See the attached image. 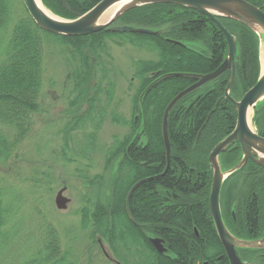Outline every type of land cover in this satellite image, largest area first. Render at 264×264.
<instances>
[{
    "label": "trees",
    "instance_id": "16d2710c",
    "mask_svg": "<svg viewBox=\"0 0 264 264\" xmlns=\"http://www.w3.org/2000/svg\"><path fill=\"white\" fill-rule=\"evenodd\" d=\"M18 1L22 5L20 0H0V127L4 129L0 130V169L5 171L4 166L11 163L16 149L32 133L35 117L44 112L41 98L46 82L44 44L53 41L65 55V81L70 82L73 94L68 102L66 114L70 120L63 129L64 135L81 130L86 124L96 131L111 105L113 111L108 118L126 128L121 138L114 139L105 160L106 167L117 168L110 198L107 202L96 200L90 216L87 208L81 210V226L90 228V239L112 245L158 236L170 256H158L146 245L147 264H154L156 259L159 264H196L197 261L228 264L208 212L212 176L208 156L235 127L233 102L239 101L258 79V36L239 23L216 18L236 44L235 76L229 99L224 97L230 79L227 71L173 105L167 119L168 162L161 127L163 113L179 93L223 63L227 43L217 25L193 10L156 4L129 10L111 25L153 34L103 30L86 36L62 37L39 29L23 6L25 15L17 16L14 4ZM100 1L40 0L52 15L64 20L78 18ZM244 1L264 13V0ZM198 46L201 49H196ZM114 48L148 55L144 60L130 63L132 80L137 86L132 94L129 120L116 113L117 103L113 102L116 69L111 51ZM83 104L86 111L79 114ZM252 127L264 138V99L256 104ZM240 158L238 145L232 144L220 155L219 162H227V167L232 168ZM6 169L7 173L11 172L10 165ZM101 178L96 176L93 180L99 183ZM28 181L34 192L44 190L49 184L33 177ZM137 183L125 207L126 196ZM224 185V205L229 208L234 204L237 219L235 225H228L231 234L242 240L264 238V168L248 162L228 176ZM14 201V193L0 185V251L5 246L1 244L5 241L4 232L12 217ZM112 215L121 219L124 237L117 235L111 239L115 230L111 229ZM45 229L33 254L8 264H79L80 253L60 245L51 227L45 225ZM124 249L127 246L117 250L123 253ZM93 250L88 248L86 253L92 257ZM100 253L98 256L102 257ZM238 253L242 260L249 262L253 255L257 264H264V250L240 249Z\"/></svg>",
    "mask_w": 264,
    "mask_h": 264
},
{
    "label": "rangeland",
    "instance_id": "374dc122",
    "mask_svg": "<svg viewBox=\"0 0 264 264\" xmlns=\"http://www.w3.org/2000/svg\"><path fill=\"white\" fill-rule=\"evenodd\" d=\"M14 11L17 16L25 15L19 1L15 2ZM259 40L260 71L264 38L260 37ZM44 45L43 69L46 82L41 96L44 112L35 117L32 133L16 149L8 164L11 172H6L8 165L4 166L5 171L0 169V185L10 189L15 197L12 217L4 232L5 241L1 244L5 246L0 251V264L18 263L33 254L37 245L41 244L45 225L54 230L60 245L64 248L71 247L76 253H80L79 264H109L103 256L98 255L100 248L108 254L112 250L110 244L103 242L99 245L90 239V228L83 229L81 226V210L87 208L90 216L96 200L107 202L110 198L117 168L112 165L106 167L105 160L114 139L121 138L126 133V128L113 124L109 119V114L113 111L111 105L105 111V120L97 126L96 131L93 126L86 124L81 130L64 135L63 129L70 120L66 113L68 102L73 98L72 86L65 81L67 68L63 50L53 41ZM196 49H201V46ZM131 50L114 48L111 51L113 68L116 69L113 102L117 103L116 113L125 120L130 118L132 94L137 86V82L132 80L130 63L132 60L148 58L145 53ZM86 108V104H83L78 113L85 112ZM0 130L4 131L2 127ZM90 135L92 139L89 138ZM96 176L102 177L99 183L93 180ZM29 177L44 182L47 180L49 184L44 190L34 192V187L28 181ZM63 187L66 188L64 196L69 203L66 210L58 211L54 198ZM110 222L111 229L115 228L111 234L113 240L117 235L123 234V225L121 219L114 218V215ZM119 244L120 241L113 246L116 249L113 250L114 253L122 246ZM125 246L132 253V259H138L140 245ZM88 248H94L92 257L86 253ZM128 261L126 262H131L129 259Z\"/></svg>",
    "mask_w": 264,
    "mask_h": 264
},
{
    "label": "water",
    "instance_id": "95a60500",
    "mask_svg": "<svg viewBox=\"0 0 264 264\" xmlns=\"http://www.w3.org/2000/svg\"><path fill=\"white\" fill-rule=\"evenodd\" d=\"M20 1L29 18L39 29L46 33L62 37L86 36L99 33L103 30L111 33L135 32L139 34H153L148 30H136L126 26L114 27L111 25L119 16L129 10L156 4H167L193 10L208 17L217 25L227 43V54L223 63L214 72L201 76L194 85L179 93L167 105L163 113L161 127L168 162L170 146L167 133V119L169 111L172 109L173 105L184 95L216 79L225 71L230 72V79L224 94L225 98H229V90L234 78L236 44L234 38L220 26L216 18L232 20L253 31L259 39L260 37L264 38V13L244 0H101L89 11L74 20H64L52 15L42 6L41 2L42 9L47 11L50 15H47L40 7H38L34 0ZM114 8H117L115 9V13L110 16L108 21L102 23L101 20L108 16ZM263 99L264 70L261 68L254 86L250 88L239 101L233 102V108L236 112L234 130L212 149L208 157L213 171L209 194V211L215 226L217 237L230 264H242L237 256V249L264 250V239L257 241H242L234 238L226 230L220 217L218 203L221 184L225 177L241 169L248 160L252 161L259 167H264V139L255 133L251 125V118L256 104ZM234 143H237L240 146L242 155L241 160L233 169L222 174L218 165V157L225 152L228 146ZM138 184L139 183L134 185L128 192L125 207H127L129 196ZM65 191L66 188L63 187L55 195L54 205L58 211L66 210L69 203V200L64 196ZM150 241L153 243L157 242L155 239H151ZM153 246L158 252H161L162 248L160 249L159 245Z\"/></svg>",
    "mask_w": 264,
    "mask_h": 264
},
{
    "label": "flooded vegetation",
    "instance_id": "af4514ba",
    "mask_svg": "<svg viewBox=\"0 0 264 264\" xmlns=\"http://www.w3.org/2000/svg\"><path fill=\"white\" fill-rule=\"evenodd\" d=\"M234 66H235V64H234ZM227 71H225L224 73H226ZM229 72V71H228ZM224 73H222V74H224ZM230 73V72H229ZM210 74V73H209ZM221 74V75H222ZM207 75V74H206ZM202 76H204V75H202ZM220 76V75H219ZM218 76V77H219ZM234 76H235V67H234ZM201 77V76H200ZM199 77V78H200ZM217 77V78H218ZM199 78L197 79V81L199 80ZM234 79V78H233ZM215 80V79H214ZM196 81V82H197ZM213 81V80H212ZM195 82V83H196ZM211 82V81H210ZM233 82V81H232ZM194 83V84H195ZM209 83V82H208ZM193 84V85H194ZM207 84V83H206ZM206 84H204V85H206ZM203 85V86H204ZM192 86V85H191ZM202 87V86H201ZM189 88V87H188ZM200 88V87H199ZM198 89V88H197ZM227 99V98H226ZM229 99V98H228ZM251 125H252V118H251ZM253 128V127H252ZM254 129V128H253ZM234 130V129H233ZM255 131V130H254ZM232 133V132H231ZM230 133V134H231ZM255 133H256V131H255ZM229 134V135H230ZM257 134V133H256ZM258 135V134H257ZM259 136V135H258ZM259 137H261V136H259ZM262 138V137H261ZM264 139V138H263ZM234 144H237V143H234ZM232 145V144H231ZM230 145V146H231ZM238 145V144H237ZM229 147V146H228ZM227 147V148H228ZM238 147H239V149H240V146L238 145ZM227 148H226V150H227ZM226 150H225V152H226ZM224 152V153H225ZM224 153H222V154H224ZM240 153H241V149H240ZM210 154V153H209ZM222 154H220V155H222ZM220 155H219V157H218V165H219V167H220V171H221V173L222 174H225V173H227L228 171H230L231 169H233L234 167H232L231 168V166L230 167H227V162H219V158H220ZM242 156V155H241ZM209 157V156H208ZM240 160H241V158H240ZM209 161V160H208ZM248 162H252V161H250V160H248L246 163H245V165L248 163ZM253 163V162H252ZM210 164V163H209ZM255 164V163H254ZM244 165V166H245ZM256 165V164H255ZM211 166V165H210ZM257 166V165H256ZM259 167V166H258ZM260 168H264V167H260ZM211 171H212V168H211ZM236 172V171H235ZM234 173V172H233ZM233 173H231V174H233ZM230 174V175H231ZM212 175H213V171H212ZM230 175H228V176H230ZM228 176L227 177H225L224 179H223V181H222V184H221V188H220V192H219V198H218V203H219V211H220V217H221V220H222V223H223V225H224V227L226 228V230L231 234V231H230V229L228 228V225L230 226V227H232V225H235L236 224V221H237V219H236V213H235V206H234V204L233 205H231L229 208H226V206L224 205V201H223V190H224V187H225V185H224V183H226V181H227V178H228ZM231 182H235L236 180L235 179H231L230 180ZM211 182H212V176H211V180H210V188H209V194H210V189H211ZM226 209H227V211H226ZM208 212H209V216H210V218H211V215H210V211H209V195H208ZM211 220H212V218H211ZM212 223H213V220H212ZM213 226H214V223H213ZM214 229H215V226H214ZM194 231V234L195 235H197V232L195 231V229L193 230ZM215 232H216V230H215ZM232 235V234H231ZM216 236H217V233H216ZM233 236V235H232ZM234 237V236H233ZM144 238H145V235H144ZM218 238V237H217ZM234 238H236V237H234ZM151 239H155V240H157V242H155V243H153V242H151L150 240ZM236 239H238V238H236ZM262 239H264V238H262ZM238 240H242V239H238ZM260 240V239H259ZM218 241H219V239H218ZM242 241H257V240H242ZM98 244L99 245H101L102 243L101 242H98ZM219 244H220V242H219ZM114 245H118V243L117 244H112V245H110V247H111V251L107 254V253H105V256H104V253H103V251H102V249L100 248V252H101V254H102V256H103V258L104 259H106L108 262H109V264H125V263H128L129 261H128V259L131 261L130 263H128V264H147L146 263V261H147V258L145 257L146 256V245H150V247L154 250V252H155V254L156 255H158V256H160V255H165V256H167L168 258H169V254L166 252L167 250H166V248H165V244H164V241L160 238V237H158V236H154V238H152V237H150V236H148V237H146L145 238V241H143V240H140V241H135V242H132V241H127V242H124V243H120L119 245H140L138 248H139V254H138V259H132V253L127 249V250H123V253H116V255H115V253H114V248H113V246ZM153 245H159V248L161 249L162 248V250H161V252H158L157 251V249L153 246ZM220 246H221V248H222V251H223V253H224V256L226 257V260H227V263L228 264H230L229 263V260H228V258H227V256H226V254H225V252H224V249H223V247H222V245L220 244ZM129 249H130V247H128ZM131 250V249H130ZM238 250H240V249H237L236 250V253H237V256H238V258L240 259V261H241V263L242 264H257V259L256 258H253V255H251V258H250V261L248 262L247 260H242L241 259V257H240V255H239V253H238ZM248 250H250V249H248ZM251 250H254V249H251ZM113 251V252H112ZM117 252H119L118 250H117ZM114 253V254H113ZM118 257V258H117ZM126 257V258H125ZM129 257H131V258H129ZM173 258V257H172ZM173 259H175V258H173ZM150 260H152V259H149L148 261H150ZM158 259H156L155 261H154V264H159V262L157 261ZM126 261H128V262H126ZM136 261V262H135ZM151 263H152V261H151ZM196 264H210L208 261H197L196 262Z\"/></svg>",
    "mask_w": 264,
    "mask_h": 264
},
{
    "label": "bare ground",
    "instance_id": "6f19581e",
    "mask_svg": "<svg viewBox=\"0 0 264 264\" xmlns=\"http://www.w3.org/2000/svg\"><path fill=\"white\" fill-rule=\"evenodd\" d=\"M35 2H36V4L38 5V7H40L41 9L43 8L42 6H41V4H40V0H34ZM94 7V6H93ZM115 9H117V8H114V10L111 12V13H109V15L108 16H106V17H104L102 20H101V22L103 23V22H105V21H108L109 20V18H110V16H112L113 15V13H115ZM43 10V9H42ZM47 15H50L47 11H45V10H43ZM89 11V10H88ZM260 61H261V66H262V69L264 70V49L261 51V55H260Z\"/></svg>",
    "mask_w": 264,
    "mask_h": 264
}]
</instances>
